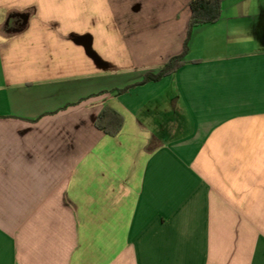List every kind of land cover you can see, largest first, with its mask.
Returning <instances> with one entry per match:
<instances>
[{
	"label": "crops",
	"instance_id": "obj_1",
	"mask_svg": "<svg viewBox=\"0 0 264 264\" xmlns=\"http://www.w3.org/2000/svg\"><path fill=\"white\" fill-rule=\"evenodd\" d=\"M231 1L117 94L190 0H0V264H264V0Z\"/></svg>",
	"mask_w": 264,
	"mask_h": 264
},
{
	"label": "trees",
	"instance_id": "obj_2",
	"mask_svg": "<svg viewBox=\"0 0 264 264\" xmlns=\"http://www.w3.org/2000/svg\"><path fill=\"white\" fill-rule=\"evenodd\" d=\"M225 0H190L188 7L190 9V20L188 22L187 35L184 41L183 52L172 57L161 69L156 73H147L143 79L133 85L126 86L122 89H115L110 93L117 94L124 93L130 88L143 85L149 82L158 81L161 78L171 75L184 64L185 52L190 39L192 28L203 25L215 23L221 15L222 3ZM103 93V92H102ZM123 117L114 109L105 106L96 119L95 126L97 129L103 131L106 135L116 136L122 128Z\"/></svg>",
	"mask_w": 264,
	"mask_h": 264
},
{
	"label": "rangeland",
	"instance_id": "obj_3",
	"mask_svg": "<svg viewBox=\"0 0 264 264\" xmlns=\"http://www.w3.org/2000/svg\"><path fill=\"white\" fill-rule=\"evenodd\" d=\"M226 1H227L226 4H229L230 7H236L237 8V6H233V3H232L233 1H231V0H229V1L228 0H225L224 2H226ZM223 3H222V6H223Z\"/></svg>",
	"mask_w": 264,
	"mask_h": 264
}]
</instances>
